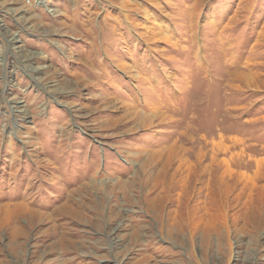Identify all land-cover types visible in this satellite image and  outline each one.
<instances>
[{"label": "rangeland", "instance_id": "1", "mask_svg": "<svg viewBox=\"0 0 264 264\" xmlns=\"http://www.w3.org/2000/svg\"><path fill=\"white\" fill-rule=\"evenodd\" d=\"M263 212L264 0L1 1L0 264H264Z\"/></svg>", "mask_w": 264, "mask_h": 264}, {"label": "bare ground", "instance_id": "2", "mask_svg": "<svg viewBox=\"0 0 264 264\" xmlns=\"http://www.w3.org/2000/svg\"><path fill=\"white\" fill-rule=\"evenodd\" d=\"M1 1H3V0H0V3H1ZM16 12V11H15ZM25 15V14H24ZM35 14L33 13L32 14V16H34ZM23 18L26 20V22L28 21V19L30 18H27L26 16H23ZM44 20H42V19H40L38 22H37V25H42V24H44V22H43ZM35 24V23H34ZM32 22H28L27 23V25H29L30 27H36L35 25H34ZM163 34L165 35L166 33H164L163 32ZM13 40H16L15 39V37H13ZM14 42V41H13ZM63 48V47H62ZM23 54H24V57H26V62H29L30 63V60L32 61L33 59V56H32V54H30L28 51H26V50H24L23 51ZM30 59V60H29ZM30 66H31V68H30V73H35V75L37 74V73H40V74H42V73H48L49 71H45L44 72V67L43 68H37V67H32V65L31 64H29ZM40 76H42V75H36V77H38V79L40 78ZM136 109H137V107H136ZM136 111V110H135ZM144 112V111H143ZM144 116H147L145 119H148V118H150V119H148V120H145V121H153V116L155 117L156 116V114H155V112H153V113H151V115H145V113H142ZM143 116V117H144ZM224 146V145H223ZM229 146V145H228ZM226 147V146H225ZM220 148H222V149H227V148H224V147H222V146H216V145H213L209 150H211V151H214V152H217V150L218 149H220ZM205 147L204 146H197V150H198V152L201 154V153H203L204 151H205ZM231 149V148H230ZM150 152V151H149ZM149 152H147V153H149ZM220 152V151H219ZM155 153V152H154ZM150 154L151 155H154L152 152H150ZM149 154V155H150ZM206 154V153H205ZM150 155V157H149V160H151L150 161V164H151V166H152V164H155L152 160H153V157ZM213 156V155H212ZM233 156V155H232ZM217 158H216V156L215 157H212V160H211V163L209 162V164H207V165H205V164H203V167L202 168H198L197 166H195V167H193V165L192 164H190V163H187V178H186V182L184 183V184H186V185H190L191 183L193 184V182H195V180H201L204 176H206V175H210V176H212V178H210L209 180L213 183V185L214 186H217V184L219 185V182H225V178H226V175H218L217 174V172H215V171H217V169H216V167H213V162L216 160ZM223 159H225V158H223ZM230 159V158H229ZM202 157H200V163L202 164ZM213 161V162H212ZM225 161H228L227 159H225ZM232 161V160H231ZM260 162V161H259ZM149 163V162H148ZM218 163V162H217ZM226 164V163H225ZM146 165H147V163H146ZM220 166V165H219ZM196 169H198L200 172H197V170ZM226 171H227V173H228V175H230L229 177H233V175L231 174L232 173V169H231V164H229L228 162H227V168L225 169ZM259 170V169H258ZM234 171V170H233ZM165 172V171H164ZM152 173V172H151ZM236 174V173H235ZM242 174V173H241ZM246 174V173H245ZM258 174V173H257ZM152 175V174H151ZM153 175L155 176V182H156V185H158V183H159V175H158V171L157 170H153ZM152 175V176H153ZM244 175V174H243ZM250 175V174H249ZM248 175V176H249ZM154 176H153V178H154ZM248 176H246V177H248ZM198 177V178H197ZM244 177V176H243ZM245 177V178H246ZM234 178V177H233ZM251 178V177H250ZM152 179V178H151ZM241 179V178H240ZM256 180V179H255ZM251 181H253V180H251ZM227 182V181H226ZM254 182V181H253ZM210 185V184H209ZM221 186V185H220ZM223 187V186H222ZM214 188V187H213ZM254 188V187H253ZM217 189H218V187H217ZM200 190V189H199ZM221 191V190H220ZM253 191V190H252ZM253 195V194H252ZM241 197V196H240ZM237 199V198H236ZM248 199V198H247ZM253 199V198H252ZM233 200V199H232ZM238 200H240V199H238ZM229 201H227V203H228ZM252 202V201H251ZM254 202V201H253ZM230 203V202H229ZM232 203V202H231ZM240 203V202H239ZM249 203V202H248ZM249 205V204H248ZM246 206V205H245ZM231 207V206H230ZM253 207V206H252ZM262 209V208H261ZM252 210V209H251ZM250 211V210H249ZM264 213V212H263ZM249 214V213H248ZM245 217V216H244ZM229 218V217H228ZM227 218V219H228ZM231 220V219H230ZM230 220H228V221H230ZM247 220V219H246ZM252 220V219H251ZM256 220V219H255ZM231 221H234V220H231ZM237 222V221H236ZM254 223V222H253ZM230 224V223H229ZM237 224V223H236ZM228 227V226H227ZM234 227V226H233ZM229 228V227H228ZM168 236L169 237H171L169 234H168ZM134 263V262H133Z\"/></svg>", "mask_w": 264, "mask_h": 264}]
</instances>
